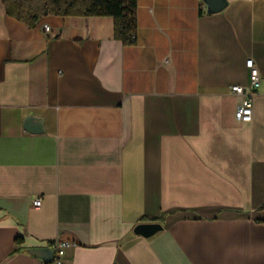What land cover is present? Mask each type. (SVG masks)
<instances>
[{"label":"crops","instance_id":"1","mask_svg":"<svg viewBox=\"0 0 264 264\" xmlns=\"http://www.w3.org/2000/svg\"><path fill=\"white\" fill-rule=\"evenodd\" d=\"M227 2L137 0L132 45L111 17L30 29L0 1V264H49L56 239L64 264H264V0Z\"/></svg>","mask_w":264,"mask_h":264},{"label":"trees","instance_id":"2","mask_svg":"<svg viewBox=\"0 0 264 264\" xmlns=\"http://www.w3.org/2000/svg\"><path fill=\"white\" fill-rule=\"evenodd\" d=\"M6 14L34 28L45 16L111 17L114 39L132 44L128 37L136 32L137 0H0ZM133 45V44H132ZM164 218H141V222L163 223ZM19 240V239H17Z\"/></svg>","mask_w":264,"mask_h":264},{"label":"built area","instance_id":"3","mask_svg":"<svg viewBox=\"0 0 264 264\" xmlns=\"http://www.w3.org/2000/svg\"><path fill=\"white\" fill-rule=\"evenodd\" d=\"M44 30L45 32H49L50 27L48 25H44ZM128 40L130 43L136 44V32H133L131 35H129ZM246 65L250 72L249 87L245 88L240 85H234L232 86L231 91L233 94L240 97V102L235 112V118L240 122L249 123L253 118L254 96L256 95V90L261 86V76L254 60L248 59ZM32 204L33 207L39 208L42 204V199L36 198ZM76 246L77 244L74 242L56 239L50 245L53 257L49 264H64L66 251L68 249L75 248Z\"/></svg>","mask_w":264,"mask_h":264},{"label":"water","instance_id":"4","mask_svg":"<svg viewBox=\"0 0 264 264\" xmlns=\"http://www.w3.org/2000/svg\"><path fill=\"white\" fill-rule=\"evenodd\" d=\"M209 14L223 11L227 5V0H203ZM25 128L32 133H41L44 131L43 120L35 115H30L25 120ZM163 226L160 223H142L134 228V233L145 238L154 236L161 231ZM32 254L39 256L40 250H32ZM53 257V253H52Z\"/></svg>","mask_w":264,"mask_h":264}]
</instances>
